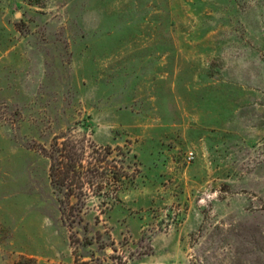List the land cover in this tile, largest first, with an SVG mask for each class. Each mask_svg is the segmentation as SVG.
Listing matches in <instances>:
<instances>
[{"label":"rangeland","instance_id":"rangeland-1","mask_svg":"<svg viewBox=\"0 0 264 264\" xmlns=\"http://www.w3.org/2000/svg\"><path fill=\"white\" fill-rule=\"evenodd\" d=\"M69 134L137 168L72 226ZM0 264H264V0H0Z\"/></svg>","mask_w":264,"mask_h":264},{"label":"trees","instance_id":"trees-1","mask_svg":"<svg viewBox=\"0 0 264 264\" xmlns=\"http://www.w3.org/2000/svg\"><path fill=\"white\" fill-rule=\"evenodd\" d=\"M41 152L49 160L48 176L58 199L63 220L72 226L82 221L81 212L92 196L105 198V206L118 200V192L132 183L137 168L127 170L120 146H101L86 137L54 136ZM107 199V200H106Z\"/></svg>","mask_w":264,"mask_h":264}]
</instances>
